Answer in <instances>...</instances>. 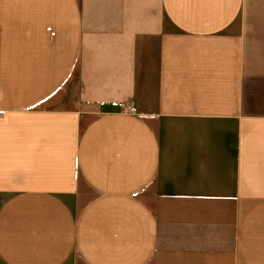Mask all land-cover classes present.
<instances>
[{"label":"crops","instance_id":"0c3cea01","mask_svg":"<svg viewBox=\"0 0 264 264\" xmlns=\"http://www.w3.org/2000/svg\"><path fill=\"white\" fill-rule=\"evenodd\" d=\"M0 264H264V0H0Z\"/></svg>","mask_w":264,"mask_h":264}]
</instances>
